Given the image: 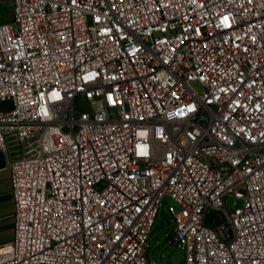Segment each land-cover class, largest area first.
Masks as SVG:
<instances>
[{"label":"built area","instance_id":"2783aa9c","mask_svg":"<svg viewBox=\"0 0 264 264\" xmlns=\"http://www.w3.org/2000/svg\"><path fill=\"white\" fill-rule=\"evenodd\" d=\"M11 2L0 264H149L167 197L185 264H264V0Z\"/></svg>","mask_w":264,"mask_h":264},{"label":"rangeland","instance_id":"374dc122","mask_svg":"<svg viewBox=\"0 0 264 264\" xmlns=\"http://www.w3.org/2000/svg\"><path fill=\"white\" fill-rule=\"evenodd\" d=\"M12 19L13 5L11 0H0V23L12 21ZM9 107L10 102H0V110ZM235 204L242 206L243 199L228 195L226 198L228 210L233 211ZM169 205L177 209V205L170 197L163 201L147 242L149 264H185L184 250L178 246V242L175 240L173 222L168 214ZM171 239L173 240L171 241Z\"/></svg>","mask_w":264,"mask_h":264},{"label":"crops","instance_id":"0c3cea01","mask_svg":"<svg viewBox=\"0 0 264 264\" xmlns=\"http://www.w3.org/2000/svg\"><path fill=\"white\" fill-rule=\"evenodd\" d=\"M10 151L15 147L9 144ZM14 155V154H13ZM15 205L11 192L10 171L7 168L6 154L0 152V244L9 242L14 236Z\"/></svg>","mask_w":264,"mask_h":264},{"label":"water","instance_id":"95a60500","mask_svg":"<svg viewBox=\"0 0 264 264\" xmlns=\"http://www.w3.org/2000/svg\"><path fill=\"white\" fill-rule=\"evenodd\" d=\"M173 239H171V241H172Z\"/></svg>","mask_w":264,"mask_h":264}]
</instances>
